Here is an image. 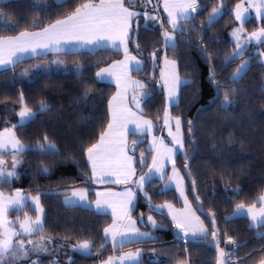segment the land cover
I'll use <instances>...</instances> for the list:
<instances>
[{
	"label": "trees",
	"instance_id": "obj_1",
	"mask_svg": "<svg viewBox=\"0 0 264 264\" xmlns=\"http://www.w3.org/2000/svg\"><path fill=\"white\" fill-rule=\"evenodd\" d=\"M81 2L83 0H68V3L58 6L55 0H0V28L4 27V21H11L16 32L25 29L34 20L47 23ZM239 2L197 0L200 10L194 13L193 20L188 21V29L175 34L176 48L167 50L163 47L161 32L170 30V26L163 16L160 21L145 22L141 13L138 18L139 49L135 43L129 42V51L144 61L138 71L130 72L132 77L145 84L147 96L141 103L140 112L143 116L155 123L162 119L165 97L159 82L160 61L165 52L168 58L177 61L179 76L188 82L180 86L178 102L170 107V112L182 120L184 148L190 157L188 172L191 175L189 178L185 176L187 194L196 208L193 198L195 181L196 195L200 197L198 202L203 205L204 212L200 217L209 229V234L207 240L189 241L187 253L185 241L176 239V230L172 227L170 217L164 212L162 219L160 215L149 212L141 193H137L132 217L138 220L141 213L144 218L153 215L160 228L153 230L139 225L155 239L128 243L117 247L115 251L108 243L102 255L99 254L100 244L103 243L101 237L103 228L111 222L110 216L82 206H65L62 201V193L70 189L98 186L85 175L86 172L88 176L91 173L85 167L82 148L95 143L107 125L108 100L115 92V86L98 81L95 72L119 59L122 51L99 48L95 52L81 50L63 53L65 62L74 66V70L66 73L39 72L31 79L21 75L20 68L51 55L42 59H26L14 69L0 72V131L17 124L21 93L33 111L41 101L49 106L48 111L13 131L28 149L34 148L47 135L56 144L57 151L21 153L22 162L17 177L9 183H0V189L4 192L20 189L33 195L47 193L41 196L44 208L43 234L50 237L52 243L47 245L50 255L39 257L40 264H98L128 249L141 250L140 264H177L178 260H188L190 264H215L216 252L209 246L212 232L210 210L215 214L221 247L233 252L232 264H257L264 259V251L261 250L264 249V239L256 238L258 232H264V228L250 225L246 216L225 221V217L232 216L236 203L243 201L250 204L264 191V62L260 55L264 53V43L251 44L240 56L225 64L226 58L231 56L235 48L231 31L238 23L231 13ZM221 3L225 5L224 14L209 25V13ZM146 10L157 15L152 6ZM161 22L164 24L163 29L160 27ZM262 26L264 21H257L255 15L250 16L243 25L247 32ZM132 37L134 41L137 40V19L133 20ZM154 51L160 55L155 64L151 60ZM138 52L142 55H138ZM245 60L248 62L247 69L233 83V72ZM210 70L215 73V79L221 86L219 91L209 80ZM233 89L234 92L231 91ZM226 90L230 92L233 103L222 108L221 101ZM190 120L194 127L192 135L188 127ZM135 136L130 135V139ZM141 139L143 143L135 149L137 175L141 173V153H144L146 161L143 171L151 156V152L146 151L147 135ZM184 163V153L178 152L176 165L183 173ZM237 187L241 189L238 195L233 191ZM162 190V181L156 178L146 185L145 192L152 198L153 206L165 201L180 205L173 189ZM25 209L34 214L27 206ZM23 210L12 211L10 216L23 214ZM228 236L241 246L233 251L231 245H225ZM31 238L39 240L40 234ZM84 239L94 240L91 254L73 250L72 246ZM31 259L37 257L33 255Z\"/></svg>",
	"mask_w": 264,
	"mask_h": 264
},
{
	"label": "snow or ice",
	"instance_id": "obj_2",
	"mask_svg": "<svg viewBox=\"0 0 264 264\" xmlns=\"http://www.w3.org/2000/svg\"><path fill=\"white\" fill-rule=\"evenodd\" d=\"M58 6L68 3V0H55ZM150 4L151 0H147ZM153 7L158 13V5ZM144 6V0H83L77 3L71 10L65 11L59 18L53 19L45 23L44 20H34L28 27L18 32L15 31L11 21H4V27L0 28V32H12L14 34H0V72H6L14 69L15 66L26 59H42L48 53L72 52L80 49H87L89 52H95L99 48H112L116 52H123V59L115 61L106 68H100L96 73V77L104 79L112 77L116 83V93L108 100V122L103 130L99 133V137L95 143L87 144L82 148V154L86 159L85 167L90 169V176L85 173L88 180L93 184L97 183H115L117 185H125L122 192H97L94 201L95 208L98 212H103L105 208L111 209L112 223L103 228V243L100 244L99 254H103L109 241L113 250L117 247H123L128 243L137 241L155 239L147 232H141L136 227L137 224H144L143 213L138 220L132 219V212L137 202V193L144 195L147 202L148 211L153 215H160L164 218V212L167 210V217H170L172 227L176 231V239L185 241V252L187 253V243L189 241L207 240L209 229L205 226L203 220L197 215V211L203 213V205L198 204L196 209L193 208L192 202L189 200L184 183V176L176 167V155L178 152L184 153V168H189V158L184 148V139L181 133L182 120L181 117H175V133L172 132L170 124L172 117L169 114L168 107L164 109V126L168 128V136L171 137L172 146L165 144L163 139L153 136L154 124L151 120L144 119L142 115L133 112L127 101L129 91L137 93L133 95L132 102L135 103L138 111L140 109L139 101L146 93L138 92L145 88V84L140 81H134L130 78L131 70H139L144 61L137 59L129 51V42L135 43L137 50L140 45L137 42L139 38L138 18L141 12L134 9ZM164 13L167 14V24L169 30H163V47L175 49V34L182 33L188 29V21L194 19V13L200 10L197 0H162ZM224 4H217L209 13L207 23L213 24L218 18L224 14ZM250 10L255 13L257 21H264V0H240L236 3L232 10L239 27L232 30V37L235 40V48L231 56L227 57L225 64L230 63L233 59L240 56L247 44L255 41L256 43H264V26L247 34L244 37L245 22L250 18ZM145 22L148 20L160 21L159 14L153 15L147 10L143 12ZM137 19V40L132 37V22ZM147 27V25H145ZM160 27L163 29L164 24L161 22ZM155 47V46H153ZM138 55H142L138 52ZM264 56V53H260ZM153 64L160 59L158 51L151 54ZM211 60V57H209ZM63 63L59 60L49 61L44 65L48 67L51 64ZM248 63L242 61L240 66L233 72L231 80L235 83L239 80L247 69ZM40 65H34L33 71H40ZM79 71V67L76 69ZM22 76H28L29 70L25 69L21 72ZM163 81L166 99L169 105L176 103V86L180 83H188L181 81L177 72V61L169 59L167 52L163 57V68L160 73ZM209 80L220 90L221 86L215 79V73L210 70ZM234 92L235 90H231ZM87 95V92L85 93ZM233 101L230 99V92L224 91L221 107L226 108ZM20 110L17 112L19 121L12 128H4L0 131V183H9L16 178L17 168L21 163L19 154L25 151L39 152H56V144L51 142L49 137L45 135L42 141H38L37 145L28 149L17 137L13 129L22 127L33 121L38 115L48 111L49 106L43 101L37 106L36 110L28 107L25 103L23 93L19 96ZM130 125L134 127H130ZM189 134L194 133L193 122L188 121ZM136 135L138 139L133 140L131 145L128 143L127 137ZM145 135L151 137L149 148L146 151L153 153L151 163L147 164V171H143L146 161L144 153L140 155L141 173L137 175L135 167V149L143 143L142 137ZM11 152L12 160L9 169L4 155ZM171 164L172 172L165 181L166 191L170 185H175V192L179 194V200L183 202L182 208H176L173 203L165 201L162 204L153 206L152 198L145 192L146 185L155 177H159L164 181L167 175V165ZM47 172V169H44ZM191 175L190 172L187 173ZM87 182V181H86ZM227 191V188L225 189ZM237 195L241 191L238 187L233 190ZM196 192L195 181H193V194ZM47 193H38L35 196L28 197L20 189H16L11 194H5L0 191V264H40L39 257L41 255H50L47 245L52 243L50 237H46L44 233V208L41 204V196ZM65 196L64 204L69 206L90 207L87 204L89 191L87 188H73L69 195L68 192L62 193ZM196 201L200 200L198 195L195 196ZM31 203L30 211L35 212V219H32L27 212L24 213L23 219L18 216L15 220H10V211H22L28 203ZM259 204V207L257 206ZM153 215L147 217V224L153 230H157L159 225L153 218ZM211 219V237L212 242L209 245L214 247L216 256L215 264H232V251L221 247L220 234L217 228L215 214L209 211ZM246 216L251 225L256 228H264V193H261L257 200L250 204L243 201L235 204V209L231 217H225V221ZM18 224V228L16 225ZM37 233L40 234L39 240L31 237ZM227 236V233H225ZM257 239H264V232H258ZM225 245H231L232 250L240 247L230 236L225 240ZM94 240L84 239L73 245L74 251L82 254H91ZM264 251V249H261ZM35 255L37 259L31 257ZM141 250L135 252L123 253L118 260L115 256H109L102 264H140ZM177 264H190L188 260H178ZM260 264H264L261 259Z\"/></svg>",
	"mask_w": 264,
	"mask_h": 264
},
{
	"label": "crops",
	"instance_id": "obj_3",
	"mask_svg": "<svg viewBox=\"0 0 264 264\" xmlns=\"http://www.w3.org/2000/svg\"><path fill=\"white\" fill-rule=\"evenodd\" d=\"M139 2H140V0H138V3H139ZM144 4H146V8H147L148 6H152V7H153L154 5H157V0H151V3H150V4L147 3V0H144ZM146 8H145L144 6H140V7L136 8V9H134V10H135V11H138V9H141L142 11H139V12L143 13V12L146 10ZM153 8H154V7H153ZM154 9H155V8H154ZM155 11H156V9H155ZM156 13H157V11H156ZM158 13H159L160 15H162L163 18L165 19V21L167 22V14L164 13V11H163L162 0H160V3H159V5H158ZM132 24H133V22H132ZM165 30H168V29H165ZM169 31H170V30H169ZM109 49H112V48H109ZM81 50H87V49H80L79 51H81ZM112 50H114V49H112ZM75 52H76V51H75ZM63 53H66V52L48 53L47 55H51L50 57H48V58H46V59H44V60L34 61V62H33L32 64H30V65L23 66L22 68H20V69H21V72H22L23 70H25V69H28V70H29V74H30V73L33 71V66H34V65H40V64L43 65V64H46V63H48L49 61H52V60L65 61V58H64V56L62 55ZM130 53H131V52H130ZM131 54H132V53H131ZM132 55H133V56H136V55H134V54H132ZM123 58H124V57H123V54H122V56H121L119 59L114 60V61L110 62L108 65L103 66V67H101V68H106V67H108L109 65H111L112 63H114L115 61L122 60ZM137 59H139V58L137 57ZM169 59H171V58H169ZM151 60H152V57H151ZM54 65H56V64H51L50 66H54ZM162 68H163V57H162V59H161V61H160V73H161ZM99 70H100V69H98V70L95 72V77H96V73H97ZM133 70H134V69H133ZM131 71H132V70H131ZM131 71H130V72H131ZM130 72H129V76H130V78H131L132 80H134V81H140V80H138V79L132 77V76L130 75ZM177 72H178V69H177ZM179 78H180L181 81H185V80H184L183 78H181L180 76H179ZM96 79H97L98 81H102V82H107V83H111V84H113V85L115 86V92L112 94V96L116 93V91H117V89H116V83H115V80H114L112 77H106V78H104V79H99V78L96 77ZM140 82H141V81H140ZM182 84H183V83H180V84H178V85L176 86V103L178 102V98H179V88H180V86H181ZM159 88L164 92V97H165L164 109H165L166 106L168 107L169 114H170V116L172 117V122H171V124H170V127H171L172 132L175 133L176 129H175V122H174V120H175V117H176V116H174V115L171 114V112H170V107H171L172 105L176 104V103H173V104H171V105L168 104L167 99H166V94H165V91H164L163 81L161 80V76H160ZM138 92L146 93L145 88H144V89H140V90H138ZM136 94H137V93H133V92L129 91V93L127 94L128 106H129V108H130L133 112H137V114L142 115V114L140 113V111L137 110L135 103L132 102V97H133V95H136ZM112 96H111V97H112ZM146 96H147V93H146V95H145L143 98H141L140 101H139L140 109H141V103H142V101L146 98ZM111 97H110V98H111ZM142 116H143V115H142ZM143 118H144V119H147V120H151V119H149V118H147V117H145V116H143ZM151 121H152V120H151ZM152 122H153V124H154L153 136H154V137H159L160 139H163L164 142H165V144L168 145L169 147H171V146H172V144H171V137L168 136V128H166V127L164 126V112H163L162 119H161L160 123H155L154 121H152ZM130 127H134V126L130 125ZM181 133H182V136H183V139H184V134H183V130H182V125H181ZM127 139H128V143H129V145H131L132 141L138 139V137L135 136L133 139H130V135H129V136L127 137ZM150 139H151V137L147 136V148H149V141H150ZM150 152H151V151H150ZM152 155H153V153L151 152V157H150L149 164L151 163ZM175 159H176V157H175ZM176 167H177V169L180 170V168H179L177 165H176ZM147 170H148V169L146 168V169H145V172H146ZM166 171H167V175H165V177H164V181H162V188H163V189L165 188V181L168 180V176H170V175H171V172H172V166H171V164H168V165H167V169H166ZM180 172H181V174L184 176V183H185L186 192H187V182H186L185 175H184V173H183L181 170H180ZM155 178L158 179V180H160L158 176L155 177ZM96 185H98V186H96V187H92V188H87L88 191H89V195H88V200H87L86 203L89 204L90 207H85V208L92 209V210H94V211L97 212V213H103V214H107V215H109L110 218H111V222H110V224H111V223H112L111 209H107V208H105L103 212H98V211L96 210V208H95L94 201L96 200V193H97V192H109V191H111V192H122V191H124V189H125V185H117V184H115V183H97ZM82 188H84V187H82ZM168 189H173V190L175 191V185H174V184L170 185ZM71 190H72V189H70V190L67 191V192L69 193V195H70V193H71ZM262 193H264V191H263ZM90 194L92 195V197H90ZM176 194H177L178 199H179V194H178V193H176ZM64 200H65V196L63 197V200H62V201H63V204H64ZM189 200H190V199H189ZM179 202H180V205L176 206V208H178V209L183 207V202H182L181 200H179ZM64 205H65V204H64ZM65 206H69V205H65ZM257 206L259 207V204H258ZM193 208L196 209L194 206H193ZM165 213L167 214V210H165ZM197 215L200 216V214L198 213V211H197ZM147 217H148V216H146V217L144 218L145 223H144L143 225L147 226L149 229H152L151 226L147 224ZM200 218H201V217H200ZM132 219L137 220V219H135L134 217H132ZM201 220H202V218H201ZM249 222H250V220H249ZM157 224H158V223H157ZM158 225H159V228H160V227H161L160 224H158ZM250 225H251V222H250ZM205 226H206V224H205ZM136 227L139 228V230H140L141 232H147V233H149V235L151 236L150 232H149L148 230H145V229L141 228L139 224H137ZM206 227H207V226H206ZM176 231H177V230H176ZM109 243L111 244L110 241H109ZM111 245H112V244H111ZM135 251H136V250H132V249L123 250V251H121V252H119V253L113 254L112 256H115V257L117 258V260H118V258H119V256H120L121 254H123V253H128V252H135ZM139 259H141V255H140ZM102 262H103V261H102ZM102 262H100V263H98V264H102ZM257 264H260V262H258Z\"/></svg>",
	"mask_w": 264,
	"mask_h": 264
},
{
	"label": "rangeland",
	"instance_id": "obj_4",
	"mask_svg": "<svg viewBox=\"0 0 264 264\" xmlns=\"http://www.w3.org/2000/svg\"><path fill=\"white\" fill-rule=\"evenodd\" d=\"M247 4V0H245V5ZM234 9V8H233ZM157 14H159V13H157ZM253 15H255V13L253 12V11H251L250 10V16H253ZM159 16L161 17V15L159 14ZM235 17V16H234ZM238 23V22H237ZM240 25H239V23L237 24V26L236 27H234V28H237V27H239ZM233 28V29H234ZM232 29V30H233ZM231 33H232V31H231ZM251 32H247L245 29H244V37H245V39L247 38V34H250ZM231 38H232V40H233V42H234V44H235V40L233 39V37H232V35H231ZM251 44H258V43H256L255 41H253V42H251V43H249V44H247L246 46H245V48H244V50L248 47V46H250ZM261 60L264 62V56H262L261 57ZM63 63H60V64H56V65H54V66H48V67H44V65L45 64H43V65H41L40 64V66H41V70L40 71H38V72H36V71H32L28 76H26V78H29V79H31V78H33L36 74H38L39 72H44V73H49V72H57V73H66V72H69V71H72V70H74V66H70L69 64H67L65 61H62ZM245 62H247V60H245ZM248 63V62H247ZM18 121H19V117H18ZM18 123V122H17ZM160 123V122H159ZM3 131V130H2ZM151 157V156H150ZM6 161H7V163H8V165H9V169H10V165H11V160H12V154H11V152H9L8 154H6V155H4V157H3ZM19 159L21 160V162H22V156H21V154H19ZM150 161V160H149ZM149 164V163H148ZM20 165H21V163H20ZM19 165V166H20ZM19 166H18V168H19ZM18 168H17V171H18ZM147 168V167H146ZM14 179V178H13ZM0 191H2V192H4L3 190H1L0 189ZM15 190H13V191H10V192H4L5 194H11V193H13ZM22 191V190H21ZM22 193H24L25 195H27L28 197H31V196H35V195H33V194H30V193H28V192H26V191H22ZM37 195V194H36ZM196 206V205H195ZM29 209L32 207L31 206V203H30V200H29V203H28V206H27ZM24 211V213L25 212H29V210L28 209H25V210H23ZM12 211H10V213H11ZM27 212V213H28ZM10 213H9V219L10 220H15L18 216L20 217V219H23V217H24V213L23 214H15V215H13V216H10ZM199 213V212H198ZM200 214V213H199ZM28 215L30 216V217H32V219H35V212H34V214H32V213H28ZM44 217V216H43ZM16 227L18 228L19 226H18V224L16 225ZM112 256V255H111Z\"/></svg>",
	"mask_w": 264,
	"mask_h": 264
},
{
	"label": "water",
	"instance_id": "obj_5",
	"mask_svg": "<svg viewBox=\"0 0 264 264\" xmlns=\"http://www.w3.org/2000/svg\"><path fill=\"white\" fill-rule=\"evenodd\" d=\"M189 158V160H190V157H188ZM187 173H188V169H185L184 168V175L187 177V178H189V176L187 175ZM195 196H196V192H195V194H193V198H194V201H195V205H196V208L198 207V204H200L198 201H196V199H195ZM199 212V211H198ZM200 213V212H199ZM201 214V213H200ZM202 214H204V212L202 213ZM211 242H212V237H211V241L209 242V245L211 244ZM213 249H214V247H212ZM215 250V249H214Z\"/></svg>",
	"mask_w": 264,
	"mask_h": 264
}]
</instances>
